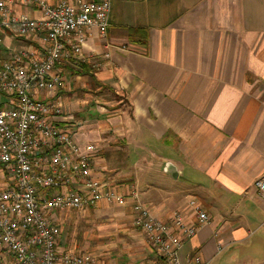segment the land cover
<instances>
[{"label":"crops","instance_id":"crops-1","mask_svg":"<svg viewBox=\"0 0 264 264\" xmlns=\"http://www.w3.org/2000/svg\"><path fill=\"white\" fill-rule=\"evenodd\" d=\"M0 37L1 58L40 47L9 32ZM76 60L85 68L69 64L75 72L64 69L59 93L75 140L97 147L92 175L119 192L134 185L158 220L189 199L207 214L182 244V262L198 251L215 264L264 238V202L253 186L264 175V0H113L105 35L93 27ZM77 104L97 115L75 122L68 114ZM126 161L132 170L119 169ZM173 168L174 177L165 171ZM106 207L116 206L81 212ZM118 208L116 221L135 230L130 206ZM60 247L69 250L64 238Z\"/></svg>","mask_w":264,"mask_h":264},{"label":"built area","instance_id":"built-area-1","mask_svg":"<svg viewBox=\"0 0 264 264\" xmlns=\"http://www.w3.org/2000/svg\"><path fill=\"white\" fill-rule=\"evenodd\" d=\"M113 0H0V35L37 41L0 57V264H99L88 251L60 247L59 214L103 203L130 206L151 258L142 264H205L179 250L208 217L195 199L167 221L154 218L130 185L92 175L97 147L79 145L65 124L58 64L76 58L89 31L104 36ZM3 43L0 37V44ZM253 186L264 202V175ZM191 211L194 222H187Z\"/></svg>","mask_w":264,"mask_h":264},{"label":"rangeland","instance_id":"rangeland-1","mask_svg":"<svg viewBox=\"0 0 264 264\" xmlns=\"http://www.w3.org/2000/svg\"><path fill=\"white\" fill-rule=\"evenodd\" d=\"M71 111L73 115H68L72 119L74 116V121L78 123L97 115L95 110L83 104H77ZM75 136L73 133V141L78 143ZM118 167L125 171L132 170V161H126L123 166ZM136 169L143 184V165L140 168L141 172ZM137 185L140 189V185ZM118 211V207H106L103 210L88 212H63L59 214L61 238L69 244L68 249L71 251L85 250L112 261V264H142V235L128 222L116 221L117 216L114 218L113 214ZM147 251L151 253L148 249ZM215 264H264V238L254 237L245 248L219 256Z\"/></svg>","mask_w":264,"mask_h":264},{"label":"trees","instance_id":"trees-1","mask_svg":"<svg viewBox=\"0 0 264 264\" xmlns=\"http://www.w3.org/2000/svg\"><path fill=\"white\" fill-rule=\"evenodd\" d=\"M129 31H130L131 34H134V33L139 32V31H141V30L130 28ZM142 31H143V30H142ZM67 61H68L67 64H66L65 62H62V63H60V64L57 65L58 68H60L61 71H62L63 73H64V69H66V68H69V69L71 70V72H73V73L75 72V69H73L69 64L75 65L74 67H78L79 70H77V71H80V69L82 70V69L85 68L84 64L78 62V61L76 60V58H70V59L67 60ZM64 74H65V73H64ZM146 260H147V259H144V260H143V263H144Z\"/></svg>","mask_w":264,"mask_h":264},{"label":"water","instance_id":"water-1","mask_svg":"<svg viewBox=\"0 0 264 264\" xmlns=\"http://www.w3.org/2000/svg\"><path fill=\"white\" fill-rule=\"evenodd\" d=\"M165 171L170 175V176H172V177H174L175 176V172H176V170H175V168H173V169H165Z\"/></svg>","mask_w":264,"mask_h":264}]
</instances>
